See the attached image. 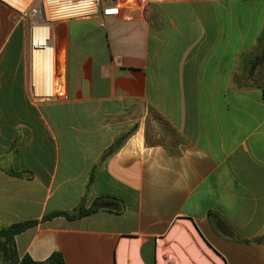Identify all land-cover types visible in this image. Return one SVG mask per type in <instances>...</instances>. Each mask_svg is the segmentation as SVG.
<instances>
[{"label": "crops", "instance_id": "obj_1", "mask_svg": "<svg viewBox=\"0 0 264 264\" xmlns=\"http://www.w3.org/2000/svg\"><path fill=\"white\" fill-rule=\"evenodd\" d=\"M55 38L64 94L39 100L0 0V228L38 222L20 258L264 264V0L133 4Z\"/></svg>", "mask_w": 264, "mask_h": 264}, {"label": "built area", "instance_id": "obj_2", "mask_svg": "<svg viewBox=\"0 0 264 264\" xmlns=\"http://www.w3.org/2000/svg\"><path fill=\"white\" fill-rule=\"evenodd\" d=\"M2 1L19 11L26 21L31 18L32 21L28 30L30 91L39 100H53L64 94L63 67L59 61V48L55 38V28L58 25L71 20L91 19L99 15L118 18L133 4H137V8L140 10H146L152 4L188 2L191 0H32L24 10L17 9L6 0ZM43 28L48 30L47 48L50 49V52L47 53H45L44 48H38L35 45L36 32ZM49 89L50 97L44 94L37 95V92H47ZM54 90L55 93L52 94Z\"/></svg>", "mask_w": 264, "mask_h": 264}, {"label": "trees", "instance_id": "obj_3", "mask_svg": "<svg viewBox=\"0 0 264 264\" xmlns=\"http://www.w3.org/2000/svg\"><path fill=\"white\" fill-rule=\"evenodd\" d=\"M95 211V208L88 210L81 208L76 214L56 213L46 217L43 221L50 220L55 216H65L73 220L90 215ZM37 224V221H28L0 228V264H65L64 257L60 252L53 253L46 261L42 262L34 261L28 256L20 258L16 248L15 237ZM257 240L260 242L261 238Z\"/></svg>", "mask_w": 264, "mask_h": 264}, {"label": "bare ground", "instance_id": "obj_4", "mask_svg": "<svg viewBox=\"0 0 264 264\" xmlns=\"http://www.w3.org/2000/svg\"><path fill=\"white\" fill-rule=\"evenodd\" d=\"M10 3L14 6H25L27 3H29V0H8ZM28 5V4H27ZM48 30L46 28H43L41 30H37L36 35H35V45L39 48H44L45 53L50 52V49L47 48L48 46ZM50 39L52 40V37L50 36ZM46 45V46H45ZM58 57H59V50H58ZM38 88V86H37ZM40 89V88H38ZM50 89L47 92H37V95L44 94L47 95L48 97L51 96L50 94ZM55 93V90L52 94Z\"/></svg>", "mask_w": 264, "mask_h": 264}, {"label": "rangeland", "instance_id": "obj_5", "mask_svg": "<svg viewBox=\"0 0 264 264\" xmlns=\"http://www.w3.org/2000/svg\"><path fill=\"white\" fill-rule=\"evenodd\" d=\"M8 3H10V1H8V0H6ZM29 3H27L28 5H30V3L32 2V0H29L28 1ZM11 4V3H10ZM25 5V6H15L17 9H19V10H24V9H26L27 7H28V5ZM31 18L29 19H27V27H28V30H29V27H30V23H31Z\"/></svg>", "mask_w": 264, "mask_h": 264}]
</instances>
